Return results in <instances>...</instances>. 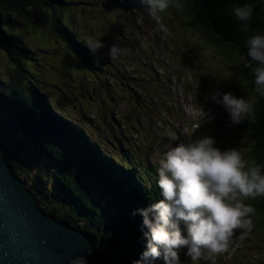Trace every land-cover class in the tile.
I'll return each mask as SVG.
<instances>
[{
	"label": "trees",
	"instance_id": "16d2710c",
	"mask_svg": "<svg viewBox=\"0 0 264 264\" xmlns=\"http://www.w3.org/2000/svg\"><path fill=\"white\" fill-rule=\"evenodd\" d=\"M179 2L185 5V16L191 26L202 29L216 47L234 49L243 58V75L254 91V78L251 69L246 66L250 59L244 42L253 34H264V0ZM247 3L253 5V17L249 22L250 30L241 32V24L232 14V8ZM90 4L93 5V2ZM68 5L66 0H0V51L12 66L6 76L0 71V135L4 142V156L45 212L87 233L95 250L108 264H146L148 260L142 257L147 250L145 233L149 230L144 226L139 210L160 202L163 194L158 177L153 179L155 167L152 163L149 168L142 169L133 155L126 151L128 146L123 140L118 141L116 131L129 116L120 120L111 118L101 125L91 114L84 115L80 120L54 109L40 79L34 78L28 68L36 60L34 54L24 37L15 30L17 24L33 21L38 27L50 28L91 75L97 74L94 70L101 76L105 75L103 79L100 76L97 78L114 89H109V93L115 92L117 65L108 56L98 52L94 55L88 42L79 38L71 27V21L63 16V12L70 10ZM144 5V0L103 2L106 10L115 8L121 13L127 12L125 21H129V26H132L134 14L145 18L142 12ZM134 26H140V21L136 20ZM104 34L111 41H118L120 48L127 46V36L120 22L113 21ZM122 64L128 62L123 61ZM110 67L113 71L105 72ZM127 78L122 79V87L125 92L134 94L140 109L150 101L156 103V95L162 98L159 90L154 92L145 88L142 80V86L135 82L136 85L131 84L132 88H129L125 84ZM99 92L101 87L97 89ZM115 94L112 100L117 102L120 92ZM260 101L259 109L258 98L253 111V123L248 124L256 143L249 155L264 166V98ZM104 114L108 116L107 111ZM141 118L134 115L130 123L138 124ZM129 133L123 130L120 136L127 137ZM109 145L118 148L127 157L119 160L107 149ZM255 210H259V215L264 218L261 205ZM152 217L150 213L149 218ZM182 235L187 236V231ZM160 257L150 258L149 264H163L159 261Z\"/></svg>",
	"mask_w": 264,
	"mask_h": 264
},
{
	"label": "rangeland",
	"instance_id": "374dc122",
	"mask_svg": "<svg viewBox=\"0 0 264 264\" xmlns=\"http://www.w3.org/2000/svg\"><path fill=\"white\" fill-rule=\"evenodd\" d=\"M66 1L70 10L63 12V16L71 21V27L79 38L88 44L94 40L104 43L105 47L98 51L99 55L109 57V47L119 44L104 34L113 21L122 24L123 33L127 36V46L123 49L128 51L115 60L111 59L117 65L115 92H120L118 101L114 102L115 92L109 93V89H114L97 78L100 76L103 79L105 75L101 76L97 70L93 71L97 74L91 75L50 28L38 27L33 24L34 21L17 24L15 30L24 37L36 59L28 68L34 78L40 79L54 109L80 120L84 115L91 114L101 125L111 118L120 120L129 116L128 120L121 122L120 130L116 131L118 141L123 140L128 146L126 151L133 154L142 169L149 168L152 163L155 167L153 179L158 177L159 160L165 151L181 142H194L205 136L213 138L214 146L221 151L240 149L250 163L260 164L249 155L256 144L248 127V124L253 123V113L240 124H234L222 104L211 99L216 92L231 93L236 98L246 100L255 94L244 78L243 58L234 49L224 45L225 48L216 47L202 29L191 26L189 18L185 16V5L178 0L181 7L170 8L161 17V13L150 14L144 2L142 12L145 18L134 14L132 26H129V21H125L127 12L121 13L115 8L104 9L103 2L106 0ZM136 20L140 21V26H134ZM122 59L128 64H122ZM11 68L9 60L0 51V71H3L0 73L6 76ZM108 71H113V68L105 70ZM125 77H128L125 84L129 88H132L129 86L131 84L136 85L135 82H139L140 86L144 82L145 88L154 92L159 90L162 98L156 95V103L150 101L145 108L140 109L134 94L125 92L122 87ZM99 87L101 92L97 93ZM219 99L222 100V95ZM260 102L259 98L257 110ZM206 107L221 108L222 112L218 110L219 116H214L216 113L208 109L205 121L200 124L198 131H193L190 122ZM104 111L108 112V116ZM134 115L142 116L140 123L135 125L130 123ZM89 127L94 130L92 126ZM123 130L130 131L127 137L120 136ZM107 149L119 160L127 157L118 148H112V145ZM247 203H251L254 208L261 205L264 212V197ZM253 223V230L242 241L239 240L241 232L237 230L234 243L226 253L214 255L202 248L200 257L193 260L188 255L189 249L181 247L177 250L178 264H264V218L259 215V210L253 216ZM180 229L182 233L187 231L183 222ZM147 260L146 264H149L150 258ZM159 261L166 264L163 254Z\"/></svg>",
	"mask_w": 264,
	"mask_h": 264
},
{
	"label": "clouds",
	"instance_id": "9594fccd",
	"mask_svg": "<svg viewBox=\"0 0 264 264\" xmlns=\"http://www.w3.org/2000/svg\"><path fill=\"white\" fill-rule=\"evenodd\" d=\"M144 2L150 14L181 7L178 0ZM232 14L241 24L239 30L248 32L253 5L234 6ZM244 46L250 59L246 66L254 78L255 94L247 100L220 92L211 97L222 104L234 124L249 118L258 98H264V34L251 35ZM88 47L95 55L105 45L94 40ZM127 51L113 44L108 55L115 60ZM221 95L222 100L219 99ZM214 145L215 140L205 136L194 142H181L160 157L158 185L164 200L139 210L143 224L149 230L145 233L148 242L143 259L158 258L163 249L166 264H178L177 250L181 247L189 249L188 255L193 260L200 257L202 248L214 255L226 253L234 243L237 230L241 232V241L253 230L256 210L247 201L264 197V166L250 163L240 149L221 151ZM181 222L187 228V237L182 235ZM69 264H87V260L77 256Z\"/></svg>",
	"mask_w": 264,
	"mask_h": 264
},
{
	"label": "water",
	"instance_id": "95a60500",
	"mask_svg": "<svg viewBox=\"0 0 264 264\" xmlns=\"http://www.w3.org/2000/svg\"><path fill=\"white\" fill-rule=\"evenodd\" d=\"M108 264L87 233L59 221L40 206L4 156L0 135V264Z\"/></svg>",
	"mask_w": 264,
	"mask_h": 264
},
{
	"label": "bare ground",
	"instance_id": "6f19581e",
	"mask_svg": "<svg viewBox=\"0 0 264 264\" xmlns=\"http://www.w3.org/2000/svg\"><path fill=\"white\" fill-rule=\"evenodd\" d=\"M194 115V114H193ZM130 149V148H129ZM133 155V154H132ZM131 156V155H130Z\"/></svg>",
	"mask_w": 264,
	"mask_h": 264
}]
</instances>
